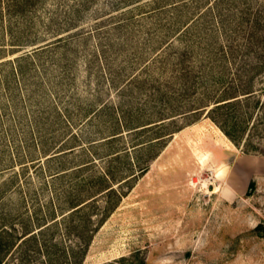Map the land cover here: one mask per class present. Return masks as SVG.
<instances>
[{"label":"rangeland","instance_id":"rangeland-1","mask_svg":"<svg viewBox=\"0 0 264 264\" xmlns=\"http://www.w3.org/2000/svg\"><path fill=\"white\" fill-rule=\"evenodd\" d=\"M31 7L0 20V203L24 202L1 209L0 226L79 181L85 196L110 185L114 209L82 264L133 252L146 264H264V156L235 147L207 111L186 114L218 91L214 77L262 65L244 32L264 0Z\"/></svg>","mask_w":264,"mask_h":264},{"label":"trees","instance_id":"trees-1","mask_svg":"<svg viewBox=\"0 0 264 264\" xmlns=\"http://www.w3.org/2000/svg\"><path fill=\"white\" fill-rule=\"evenodd\" d=\"M37 1L0 0V20L4 14L9 18L23 15ZM259 14L244 32L245 46L248 49L255 46L264 58V17ZM261 64L237 71L230 80L224 75L214 77L213 85H218V91L213 90L206 104L186 114L207 111V116L235 147L246 154L264 156L259 142L251 140L253 136H260L259 126L264 123V87L255 89L253 86L254 79L264 84V61ZM248 127L254 134L244 138ZM80 184L81 181L66 194L33 201L30 214L18 215V226L1 225L0 264H82L93 235L114 209L107 199L115 190L103 185L85 196ZM23 206V201L11 204L12 209ZM7 207L11 208L9 204L0 203V210ZM103 264H146V260L140 253L133 252Z\"/></svg>","mask_w":264,"mask_h":264}]
</instances>
